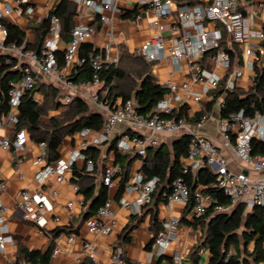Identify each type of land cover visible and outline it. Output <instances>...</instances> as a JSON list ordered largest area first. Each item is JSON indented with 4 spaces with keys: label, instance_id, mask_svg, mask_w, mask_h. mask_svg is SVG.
I'll use <instances>...</instances> for the list:
<instances>
[{
    "label": "crops",
    "instance_id": "1",
    "mask_svg": "<svg viewBox=\"0 0 264 264\" xmlns=\"http://www.w3.org/2000/svg\"><path fill=\"white\" fill-rule=\"evenodd\" d=\"M68 1L73 3L71 0ZM209 1L178 0L176 5L191 6L206 4ZM58 2L59 0H31V4L34 6V12L31 17L15 15L5 19L25 32L26 43L33 44L35 38L32 30L28 29V26L43 22L46 19L47 13ZM139 2V0H118L117 5L122 10V13L107 11L105 14L111 19L108 25H103L98 16H94L86 10H82L80 15L74 18V23L76 20H80L95 28L94 34L87 40V43L92 45L97 50V53L106 59L107 65L111 64L114 68H119L124 73V78L117 80V89L115 91L131 94L132 98L134 89L138 86V78L141 75L140 64L142 62L149 65V72L153 77L154 83L163 87L168 81L175 82L178 85L189 82L191 77L188 65L184 60L175 63L168 57H165L150 63L139 55L141 45L156 32L153 27L155 15L147 6H140ZM5 4L12 6L13 0H0V7H3ZM243 8L248 18V32L253 35L249 39V42L262 46L264 43L256 35L263 33L264 0H245ZM160 23L165 27L176 25V15L163 18L160 20ZM162 35L166 38L167 45L169 43L168 39H171L175 34L165 30ZM0 40L4 41L1 34ZM66 45L67 43L60 39L58 42L59 51L64 50ZM226 45L228 46L229 44L226 43ZM262 48L263 53L259 56V62L261 67L264 68V47L262 46ZM0 55L12 56L17 62V68L27 63V59L23 53L0 49ZM251 60L252 58H246L242 54L241 65L234 59L230 67L226 69L210 60L208 54H204L199 64L207 72L221 75L222 81L220 85L223 84L224 86L226 80L232 77L236 70H242L243 76L235 79V83L237 88L246 89L255 76L254 71L250 68ZM79 66L80 61L77 55L71 63L64 65L53 76L47 77L36 73L35 101L40 103L43 99V91L49 87L58 90L57 103L59 107L56 110L49 111L47 116L42 117L41 120L44 124H48L51 117L65 110L66 105H61L59 100L68 95L70 91L62 82H73L71 78L77 73ZM202 89L203 85L201 83H190V93L186 94L185 92L178 91L175 95L172 94L170 106L174 111L184 108L188 118H193L196 114L203 111L206 104L212 99L210 92L208 95L202 94L199 102L194 101L191 94H200L202 93ZM91 91L96 92L99 100L108 104L111 108L119 106L123 102L122 97L116 96L115 92L108 95V90L103 86V83L98 87L92 88ZM88 95L89 92L80 90L74 98L83 100L89 111L99 113L103 118L104 113L95 103L89 100ZM220 99H217L210 111L201 117L205 118V122L201 127L196 125L199 121H185L186 128L184 130L170 135L151 134V136L158 140L160 147L171 150L172 144L182 136H190L191 133L199 134L207 138L222 153L228 160L230 169L244 170L252 179L264 177V169L261 172L253 171L250 166L236 159L230 148L224 147L223 134L219 129V120L221 119L219 115ZM95 132L85 137H82L79 132L72 136H66L58 149L60 159H67L75 151L82 153L85 149L82 146L83 143L93 140L96 135ZM135 133L141 135L149 134L145 130H134L130 125L122 123L115 126L113 135L108 142L90 145L97 147L99 150L96 158L98 169L94 174L96 184L102 181L104 169L116 164L114 161V151L109 148L110 142L112 140L118 142L121 137L132 136ZM14 135L13 126L4 125L0 127V142L4 139L13 140ZM154 150L148 149L146 154L149 157L146 158L150 159ZM40 152L41 148L39 144L32 141L28 134L27 141L21 150H15L12 147L4 148L0 144V180L6 181V188L0 194V200L5 207L4 223L0 227V233L9 235L12 238V242L6 244L4 251L0 252V264H30L26 263L19 256L20 247L29 251H46L47 249H51L49 264H80L87 258L84 248L85 244H91L93 247L95 259L92 262L94 264H111L117 248H120L122 251L123 264H176L174 259L176 254L179 256L181 264H208L210 258L208 249L199 247L203 243L206 223H197V218L193 217L192 209H188L187 205L169 203L168 201L163 202L157 200L156 197H153L152 202L148 205H138L136 194L123 192L120 198L123 197L128 202V205L122 206L119 202L120 198L115 199L118 183L121 178L120 173L115 175L113 186L107 188L108 198L112 200V209L115 214L114 223L111 224L109 233L102 236L88 233L85 227L86 220L84 219V215L90 202L87 206L84 204L83 195L78 192V187L72 181L71 170L67 172L64 182L59 183L54 177L47 178L42 184L37 182L35 176L42 166L34 162ZM118 152L129 155L132 158L127 168L128 179L136 172L142 173L141 166L145 157L141 158L137 156L134 151L121 152L118 150ZM180 161L182 166L184 158ZM75 164L77 167L84 168L88 172L85 160L79 159ZM37 188L43 189L52 206V210L45 214L47 223L42 232L34 224L25 220L23 212L15 206L21 190L27 189L33 192ZM54 192L55 194H53ZM69 202H72L71 208L67 207ZM240 206L244 208L243 204H237L228 213L224 214H229ZM250 210L247 209L244 213H248ZM169 217L179 220L177 230L170 244L165 249L164 254L158 255L155 237L161 228L162 221ZM56 229H62L63 231L59 235L54 236L53 232ZM126 235L128 239L123 240ZM70 236L73 237L72 241H69ZM249 247H251V244ZM54 250H58V252L54 254ZM195 251L197 252L196 255L194 254ZM193 254L197 257L196 263L193 260Z\"/></svg>",
    "mask_w": 264,
    "mask_h": 264
},
{
    "label": "built area",
    "instance_id": "2",
    "mask_svg": "<svg viewBox=\"0 0 264 264\" xmlns=\"http://www.w3.org/2000/svg\"><path fill=\"white\" fill-rule=\"evenodd\" d=\"M76 6L77 15L82 10L98 16L103 25H108L111 19L105 14L107 11L122 13L117 5L118 0H71ZM127 1V0H123ZM140 6H147L155 15L153 27L156 32L146 40L140 48L139 55L147 62H154L158 59L168 57L171 61L178 63L184 60L191 73L190 81L178 85L175 82L168 81L164 87L168 89V94L158 102L151 112L146 115H140L136 111V104L129 99L123 101L119 106L111 108L108 104L101 102L96 92L91 89L100 86V73L105 68L106 59L99 53H91L88 61L92 70V78L88 82L76 83L71 81L62 82L70 93L61 98L60 104L65 106L73 100L80 90L89 92V100L104 113L102 125L93 140L85 141L83 148L90 145H99L108 142L117 124H128L134 130H145L149 134L135 133L132 136H123L116 143V148L121 152L134 151L137 156L144 158L148 149H155L159 146L158 140L151 134L170 135L186 128L183 119L176 120L169 115L173 109L170 106L172 94L178 91L190 93V83H201L203 85L202 93L191 94L196 102L201 100L202 94L208 95L210 92L218 89L222 76L204 70L199 62L204 54H208L210 60L228 69L230 67V56L220 47L221 42L237 43L242 47V54L246 58H252L250 68L253 70V61L259 60L263 53L262 46L251 44L249 39L253 37L248 32L245 10L243 3L245 0H210L206 4H196L191 6H177L178 0H139ZM34 12V6L31 0H13V5L5 4L0 7V34L3 38L6 36V30L2 20L7 17L25 16L31 17ZM176 15V25L165 27L160 23L163 18ZM49 13L46 15L48 18ZM40 21V20H39ZM51 27L44 44L38 53L23 52L21 48L14 45L4 46L0 40V49H6L10 52L23 53L27 63L22 65L19 70V79L10 84L8 91L9 111L0 117V127L4 125L14 126L17 123V106L24 92L32 90L36 83V73L42 76H53L59 70L56 52L59 50V24L56 18L52 17ZM19 28V27H18ZM168 30L175 34L166 45V38L162 33ZM95 28L92 25L85 24L76 20L71 31V39L67 43L63 52L65 65L72 62L77 57L80 46L86 43L94 34ZM256 37L264 43V34L259 33ZM215 50V51H214ZM214 51V52H211ZM211 52V53H210ZM84 62V58L80 59ZM243 76L242 70L238 69L232 77H229L225 83L226 92L232 91L236 87L235 79ZM223 108L222 98L219 102V110ZM205 118H201L196 124L201 127ZM219 129L223 134L224 147L230 148L234 157L239 159L245 165L251 167L255 172H261L264 169V156L253 157L251 155V141L253 138L264 140V116L256 114L253 118L246 116L243 111L234 112L228 115L226 119L219 120ZM82 137L94 133L89 129L79 132ZM190 149L188 155L184 158L181 166L182 175L194 173L202 166H207L216 175V187L220 189L228 198V205L215 204L214 211L218 213H228L234 205L243 204L247 209L255 206H264V177L252 179L244 170H232L228 166V160L222 153L205 137L199 134H190ZM27 141V133L20 130L15 133L14 139H4L0 142L4 148H14L21 150ZM41 152L35 160V164L41 165V170L35 178L42 184L49 177H54L59 183L66 180V174L71 170V166L82 159L86 161V170H93V163L86 160L80 151H75L67 159H59L51 164L46 163L45 144L39 143ZM121 173L119 164L106 167L102 176V183L106 188L113 186L114 177ZM20 176V174H19ZM158 178L144 180L141 172L132 174L126 185L124 192L137 195L138 205H148L152 202L153 194L156 190ZM6 188V181L0 180V194ZM55 194V192L53 193ZM191 192L185 183L183 176H178L172 183V193L168 196L169 203H180L187 205L190 202ZM194 204L192 207L193 217L203 216L207 208L215 202L212 198L202 194L200 189L195 190L193 196ZM122 206H127L128 202L122 197L119 200ZM16 208L23 212V218L34 224L41 232L47 223L45 214L52 210L49 199L43 189L37 188L33 192L23 189L20 191L15 204ZM72 202L67 207L71 208ZM5 207L0 200V227L4 223ZM114 211L112 209V200L106 199L105 202L96 210L95 214L85 221L87 232L102 236L109 233L111 224L114 223ZM179 220L177 218H166L161 223V228L155 237V245L158 247V255H162L170 244L176 233ZM73 237H69L72 241ZM12 238L9 235L0 233V252H3L6 244L11 243ZM85 254L87 258L94 260V250L91 244H85ZM58 250H54L56 254ZM122 251L117 248L114 252L111 264H123L121 257ZM176 264H181L179 256H174Z\"/></svg>",
    "mask_w": 264,
    "mask_h": 264
},
{
    "label": "trees",
    "instance_id": "3",
    "mask_svg": "<svg viewBox=\"0 0 264 264\" xmlns=\"http://www.w3.org/2000/svg\"><path fill=\"white\" fill-rule=\"evenodd\" d=\"M77 15L76 6L68 0H59L55 7L49 12L47 19L40 24L29 25L32 30L34 43L29 44L25 41V32L13 25L6 19L2 20L6 30L4 37V46L14 45L21 48L23 52L38 53L47 38L51 18L57 19L59 24V37L65 43L71 39V31L74 26V18ZM264 33V27H263ZM223 51L230 56V62L234 59L239 65L242 64V47L237 43H230L228 46L223 41L220 44ZM264 47V44L262 45ZM215 51V50H214ZM211 51V52H214ZM210 52V53H211ZM91 53H97L92 45L83 43L78 51L80 63L77 73L71 78L73 82L84 83L92 78V70L88 61ZM58 68L65 65L63 52L57 51ZM231 65V63H230ZM147 63L140 64V77L138 86L134 89L133 98L131 94L118 93L117 80L124 78V73L113 65H105L99 76L103 86L107 88L108 95L115 92L116 96H121L123 101L133 99L136 104L138 114L146 116L153 107L160 102L169 93L168 89L154 83L153 77L149 72ZM253 71L255 73L251 84L246 89L235 87L232 91L226 92L222 84L215 91L211 92V101L208 102L200 113L193 118H188L184 108L178 111H172L169 115L176 120L183 119L186 122H197L210 111L217 99L222 98L223 108L220 109V118L226 119L229 114L243 111L246 116L254 117L256 114L264 116V68L261 67L259 60L253 61ZM20 70L17 68L16 60L10 55H0V117L9 111L8 91L10 84L19 79ZM56 89L49 87L43 91L47 101L51 92ZM35 87L32 90L24 92L19 105L17 106V123L13 126L14 133L25 130L30 139L35 143H44L46 150V163L51 164L60 159L58 149L66 136H72L84 129L99 131L102 125V116L99 113L89 111L86 103L73 98L65 110L60 114L51 117L48 124L42 122V117L47 116L50 110H56L59 107L57 98L54 105L47 107L46 103H38L34 99ZM43 95V96H44ZM190 136H182L176 140L171 150L158 146L155 148L150 159L147 154L141 166L144 180L158 178L155 193L153 197L157 200L167 202L168 196L172 193V183L178 176H183L188 185L191 198L187 204L188 209H192L194 200L192 198L195 190L200 189L202 194L212 198L215 202L207 208L206 213L196 219L197 223H206V230L203 235V243L199 247L208 249L210 258L208 264H264V206H255L248 213H244L243 208L237 207L231 213H215L214 205H228L229 200L223 192L216 187V175L207 167L202 166L194 173L182 175L181 159L186 158L190 149ZM116 140L110 142V150L114 151V161L121 167L120 180L115 199L120 198L125 190L128 179V166L132 158L118 152ZM84 157L93 162L92 172H86L84 168H79L76 164L71 166L72 181L78 187V192L83 195L84 204L89 202L92 205L88 207L84 219L92 217L96 210L108 199L107 188L102 181L95 182V172L98 169L96 158L99 150L95 146H88L82 151ZM147 153V152H146ZM251 155L253 157L264 156V140L253 138L251 141ZM104 169V168H103ZM166 183L164 186H162ZM63 230L56 229L54 236L59 235ZM127 235L123 240H127ZM251 244V249L249 245ZM50 250L29 251L23 247L19 248V256L30 264H49ZM196 251L194 254L196 255ZM193 254V260L196 263L197 257ZM80 264H94L91 259L85 258Z\"/></svg>",
    "mask_w": 264,
    "mask_h": 264
},
{
    "label": "rangeland",
    "instance_id": "4",
    "mask_svg": "<svg viewBox=\"0 0 264 264\" xmlns=\"http://www.w3.org/2000/svg\"><path fill=\"white\" fill-rule=\"evenodd\" d=\"M41 6H42V4H41ZM44 95V94H43ZM58 97V90L56 89V91H55V93H53V92H51L50 94H49V97H48V99H47V101L45 100V95L43 96V99H42V101H40V103H46V105H47V107H51V106H53L54 105V101H55V99ZM49 111H52V110H50L49 109ZM47 114H48V112H47ZM244 210V212H246L247 211V207L246 206H244V208H243ZM249 249H251V247H249Z\"/></svg>",
    "mask_w": 264,
    "mask_h": 264
},
{
    "label": "water",
    "instance_id": "5",
    "mask_svg": "<svg viewBox=\"0 0 264 264\" xmlns=\"http://www.w3.org/2000/svg\"><path fill=\"white\" fill-rule=\"evenodd\" d=\"M92 203H93V201H92V202H90V204H89V207L92 205Z\"/></svg>",
    "mask_w": 264,
    "mask_h": 264
}]
</instances>
